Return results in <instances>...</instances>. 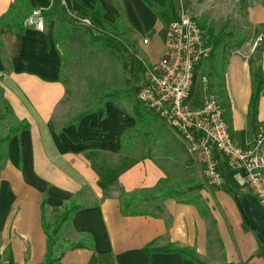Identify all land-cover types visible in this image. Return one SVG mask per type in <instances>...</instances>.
Instances as JSON below:
<instances>
[{"label": "crops", "instance_id": "1", "mask_svg": "<svg viewBox=\"0 0 264 264\" xmlns=\"http://www.w3.org/2000/svg\"><path fill=\"white\" fill-rule=\"evenodd\" d=\"M81 1L91 8L99 7L109 22L123 18L128 24L126 1L134 0ZM151 1L162 4L164 0ZM30 2L34 8L50 3ZM13 4L14 0H0V18ZM141 12L148 17L145 9ZM149 13L153 26L156 17ZM157 23L166 36L167 25ZM43 24L39 29L24 22L23 32L0 27V89L16 121L26 124L1 146L0 264L10 260L11 264H42L46 252L42 212L45 217L47 211L63 210L71 202L80 208L63 224L61 238L64 242H83L84 247L67 250L61 264H195L177 252L148 255L144 248L149 243L157 248H190L205 264H264V206L247 187L243 171L227 169L223 160L221 187L206 183L203 167L195 158L177 161L179 169L190 175L183 183L200 186L195 196L203 215L195 204L176 198L163 202L162 214L121 213L120 189L128 194L149 191L165 178L166 168L155 157L142 158L120 172L114 184L102 189L97 170L123 169L125 163L117 167L110 160L120 161L122 135L134 121L112 102L75 123L56 115L66 93L60 79L62 52L50 25L45 31L46 22ZM146 37L149 42L141 45L140 55L155 64L164 43L155 51L152 38ZM256 51L258 57L255 54L253 58L262 72L256 70L264 80L263 43L248 54H231L228 87H214L216 80L211 87L229 132L239 144L252 141L264 125V83L255 120L250 118L249 109L250 61L254 60L249 58Z\"/></svg>", "mask_w": 264, "mask_h": 264}, {"label": "rangeland", "instance_id": "2", "mask_svg": "<svg viewBox=\"0 0 264 264\" xmlns=\"http://www.w3.org/2000/svg\"><path fill=\"white\" fill-rule=\"evenodd\" d=\"M156 5L166 9L170 18H175L181 12H184L195 18L199 24H204L205 28L210 27L214 35L220 33L222 35L221 43L214 47L209 60L202 63L197 69L196 81L191 95L193 105L200 104L206 95H212L217 98L213 94L214 92L211 91V87H213L212 82L216 80L214 87L220 86L219 82L223 84V87H228L229 83L227 82L226 73L231 54L237 52L248 54L249 51L254 49V41L258 35H264V0H164L162 4ZM28 6L29 9L27 11ZM126 7L129 11V16L127 17L129 25L125 24L123 18L116 20L119 21L118 25L120 29L117 36L121 41L133 45L132 51H134L139 59L146 62L140 55L142 40L144 38L148 39L146 36L151 37V47L155 45L152 48L155 51L158 50V46L164 43L165 29L162 26L160 27L157 22H160L161 25L167 24L161 22L156 13H154V10L150 9L141 0L126 1ZM33 8L34 6L30 0H15L9 14L12 15L14 13L13 17H16L17 14H27ZM45 8L47 9L42 13H54L58 11V4L54 3L53 6ZM142 8L147 11L148 17L142 14ZM120 10L122 11L121 7ZM150 11L154 13L157 21L153 26L154 19L152 16L150 18ZM58 15L51 18L50 28L52 34L57 25H61L58 23ZM6 19L11 20L9 17ZM61 27L64 31L67 29L65 26L61 25ZM133 30L135 31L134 33ZM73 36L69 35L73 44L70 55L64 56L63 53L66 50L60 46L62 49L60 79L66 86V93L56 115H59L66 122L77 113L88 110L103 92L119 88V108L133 119L134 124L123 133V135L131 137V142L124 145L122 151L120 146V161L110 160V162L119 167V164L121 165L129 161V157H141L149 153V155L155 157L166 168L169 177V183L167 182L168 187L182 191L193 187L194 185L192 184L183 183L190 180V175L188 172L179 169V164H177V161L186 162L192 156L186 152L180 138L165 124H161L158 119L153 117L154 114L138 101V91L137 93L131 92L133 84L130 73L119 65L115 57L105 47L96 43L92 45L89 39L84 38V40L83 30H74ZM263 43L264 38L255 49ZM255 54L257 59L258 51L254 52L249 60ZM124 55L128 58L129 52H125ZM253 61H250L252 69H259L261 71V67L256 66L255 59ZM214 63L216 64V69L210 70V66L214 67ZM215 72H217V75ZM2 99H4L3 94L0 95V118H2L0 122V134L4 135L11 124L18 125V121H16L14 113L8 112V109L5 108ZM138 104H140L141 115H147L146 121L141 122L139 119L134 118L133 106ZM10 109L12 111L11 106ZM123 135L122 137H124ZM263 136L264 125L257 132L255 138ZM128 145L132 146L133 150L127 152L126 148ZM195 193V191H187L184 193L183 198L189 199ZM147 197L150 196H143L142 203L136 204L134 208L136 210L146 209L152 211L153 209L150 206H146V203H143ZM54 217V210H51V212L47 211L45 215L46 222L52 223ZM65 237L68 236L66 235Z\"/></svg>", "mask_w": 264, "mask_h": 264}, {"label": "built area", "instance_id": "3", "mask_svg": "<svg viewBox=\"0 0 264 264\" xmlns=\"http://www.w3.org/2000/svg\"><path fill=\"white\" fill-rule=\"evenodd\" d=\"M66 6L65 0H50ZM34 8L25 24L43 28L42 11ZM68 14L89 25L86 17ZM260 34L254 48L263 40ZM144 38L142 44H147ZM212 44L198 21L181 12L167 24L163 53L155 64L143 61L144 74L137 93L138 101L159 118L183 143L186 152L203 167L205 181L221 187L224 181L221 161L230 170H242L247 187L264 206V136L239 144L229 132L219 100L206 95L198 105L191 100L200 65L211 57Z\"/></svg>", "mask_w": 264, "mask_h": 264}, {"label": "trees", "instance_id": "4", "mask_svg": "<svg viewBox=\"0 0 264 264\" xmlns=\"http://www.w3.org/2000/svg\"><path fill=\"white\" fill-rule=\"evenodd\" d=\"M141 1L144 2L147 6H149V8L154 10V13H156V15L158 16L161 22L168 24L172 19H174V18H170V15L166 9L154 4L151 0H141ZM65 3L66 6L58 5V11L54 13L53 12L42 13L43 20L46 22L44 29L45 31L48 30V27L51 22V18L57 14H59L57 16L58 23L61 24L62 26H65V28H67L64 31L63 29H61L62 28L61 25H57V27L53 31L54 41L58 44L59 47L60 46L64 47L66 50L63 53L64 56L71 54L70 50L73 44L69 35H72V37H74L73 36L74 30H83V35H84L83 39L84 38L89 39V42L92 45L96 43L105 47L111 53V55L115 57L119 65H121L123 69L127 70L130 73L133 84L131 88V92L137 93V91L140 88V83L143 80L144 65H143V61L137 57L134 51H132L133 45L129 44L128 42L121 41L117 36L118 30H120L118 25L119 21L109 22L105 20L103 17V12H101L98 8L89 7L81 0H65ZM28 9L29 6L27 7V11ZM11 10L12 9H10L6 13V15L0 18V27L12 28L18 32H23L25 28L24 25L25 19L29 16L31 11L28 12L27 14L26 13H24L23 15L17 14L16 17H13L14 13L12 15L9 14L11 13L10 12ZM68 11L73 13L75 16L88 18L90 24L86 25L75 21L73 17L68 14ZM7 17H9L11 20H7L6 19ZM200 26L203 29L205 28L204 24H200ZM205 32L210 38L212 44V51H213L214 47L221 43L222 35L221 33L218 35H214V32L210 27L205 28ZM112 33L114 34L111 35ZM60 50L62 51L61 48ZM125 52H129L128 58L124 55ZM210 67H211L210 70L214 68L216 69V64L214 63V67L212 66ZM215 74L217 75V72H215ZM216 75L214 76L216 77ZM251 76H252V93L250 96L249 109H250V118H252V120H255L258 101L261 92L263 90L264 80L261 72L256 69L251 68ZM219 83L221 86L222 83L221 82ZM1 92L2 91L0 89V95H2ZM119 100H120L119 88L105 91L101 95H99L97 101H95L88 110L77 113L73 118H70V123L77 122L82 116L86 114L96 112L99 108L103 107L106 102H112L115 106H118L119 108L120 107ZM2 102L4 103L5 108L8 109V112L12 113L9 104L5 101V99H2ZM133 113H134V118L139 119L141 122L146 121L147 115H141L140 104L133 106ZM153 117L158 119L161 122V124L164 125V123L155 115ZM1 119L2 118H0V122ZM25 127L26 124L24 122H20L18 123V125L11 124V126L8 128L7 132L4 135L0 134V160L3 157L1 146H3L19 130ZM130 138L131 137L124 135L121 144V151L123 150L124 145L130 144L131 142ZM131 150H133L132 146L128 145L126 151L129 152ZM142 158L153 159V156L149 155L148 153V155H143L141 157L139 156L129 157V161H127L124 164L123 169L99 168L97 171L98 174L100 175L99 183L102 189L106 188V186H111L112 184H114L120 172L127 169L129 165H131L134 161H137ZM168 181H169V177L167 172H165V178L160 180L157 186L149 191H145L143 193L128 194L120 189V193L118 197L120 200L121 213L123 215H152V216L155 214V212L158 214H162L164 211L163 202L167 198H176L178 201L183 203L191 202L195 204L198 207L200 213L202 215L204 214V211L201 208V203L198 201L195 195H193V197H190L189 199L183 198L185 195L184 193L187 191L196 192L200 187L199 185L189 187L187 189H184L185 191L184 190L182 191L168 187L167 184ZM147 195H149L150 197H147L146 201H144L143 203H146V206H150L153 210L152 211H148L146 209L136 210L134 208L136 204L142 203L143 200L142 197ZM79 208H80L79 205L71 202L69 206L64 208L63 210L55 209L54 210L55 217L52 223L46 222V219L42 212V227L46 234V252L42 264H61V259L67 250L84 247L83 242L70 243L61 240V230L63 224L66 223L70 219L71 215ZM90 245L91 242L89 243V246ZM144 252L148 255L154 252H177L182 257L190 259L195 264H205L198 258L195 252L190 248H181V247H172V246L157 248L153 246V243H149L144 248ZM9 264H11V260L9 261Z\"/></svg>", "mask_w": 264, "mask_h": 264}]
</instances>
